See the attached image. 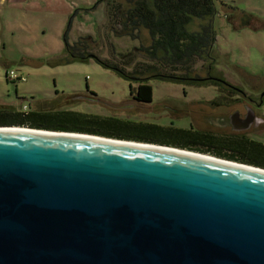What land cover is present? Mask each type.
<instances>
[{
  "label": "water",
  "instance_id": "obj_1",
  "mask_svg": "<svg viewBox=\"0 0 264 264\" xmlns=\"http://www.w3.org/2000/svg\"><path fill=\"white\" fill-rule=\"evenodd\" d=\"M124 140L0 126V264H264L263 167Z\"/></svg>",
  "mask_w": 264,
  "mask_h": 264
},
{
  "label": "rangeland",
  "instance_id": "obj_2",
  "mask_svg": "<svg viewBox=\"0 0 264 264\" xmlns=\"http://www.w3.org/2000/svg\"><path fill=\"white\" fill-rule=\"evenodd\" d=\"M220 1L235 8L238 16L245 13V17L254 15L257 19L250 27L236 29L226 21L224 13L228 11L227 6L223 9L219 5L222 12L216 19L218 34L213 50L214 73L245 91L262 90L264 0ZM33 2L41 3L37 0ZM33 2L22 9L17 8L16 16L12 10L7 9L5 13L7 23L15 17L19 20V26L12 28L14 32L12 35L7 34V50L5 53L2 52V56H6L4 81L8 85V89L3 87V90L9 100L20 99L28 111L39 109L36 110L39 113H32L33 115L29 117L34 118L33 121L39 124L36 127L35 125L29 127L149 142L228 159L211 152L198 151L196 147L190 149L178 146L175 144L177 133L169 127L171 124L189 127L192 123L191 116L182 114L176 117L177 114H174L184 109L185 102L192 98L211 99L223 90L216 86H186L150 77L148 80L153 88V100L142 102L134 98L137 87L135 81L123 78L115 70L100 64L94 58L87 62L71 60L52 64L53 61L70 57L65 50L66 38L72 45L81 39L90 46L91 53L109 64L119 65L125 71L143 70L147 65L155 64L157 60L148 59L149 56L145 57V54H140L138 50L139 46L151 43L148 31L142 29L133 39L132 36L120 32L119 24H115L117 29L114 30L107 13L108 5L103 0H52V3L45 5L47 7L45 9L44 6L35 7ZM203 22L206 20L193 22L191 29L198 30ZM24 56L32 60L23 62ZM208 64L206 60L197 61L196 72L205 75ZM10 69L26 74L27 90L19 89L18 93L16 92L15 83L5 78V72ZM31 81H35L34 86H38V89L35 88V94L29 91L33 87ZM162 101L166 106L173 108L158 107ZM20 106L13 108L18 109ZM68 110L70 111L67 112ZM73 111L78 112L71 114ZM65 116H73L74 121H63ZM54 117H58L62 122L56 119L46 124ZM148 125L160 128L159 130L156 127L147 128ZM140 127H144L141 129L143 131L136 132L135 129ZM141 136L147 139H142ZM254 138L264 142L262 133ZM245 161L252 162L248 158Z\"/></svg>",
  "mask_w": 264,
  "mask_h": 264
},
{
  "label": "trees",
  "instance_id": "obj_3",
  "mask_svg": "<svg viewBox=\"0 0 264 264\" xmlns=\"http://www.w3.org/2000/svg\"><path fill=\"white\" fill-rule=\"evenodd\" d=\"M107 3L108 17L111 27L115 30L116 25H120V32L123 35L132 36L140 32L142 29L148 31L151 37V43L147 46H139L140 54L151 60H157L155 64L147 65L145 69L134 71H125L116 64H109L97 55L89 51L90 46L80 40L77 44L72 45L66 38L65 50L67 57L62 60L53 61L52 64H60V61L68 62L71 60H80L87 62L90 59H96L100 64L106 65L115 70L120 76L139 83L137 88V99L142 102H150L153 97V88L148 83V79L154 78L168 82H179L185 84H194V77L200 76L196 72L195 64L199 60L208 62L207 74H213L215 71V58L213 56L214 44L218 34L216 19L219 17V5L224 9L227 6L228 11L226 21L230 25L239 27H250L253 21L257 19L254 15L245 17L242 13L237 14L233 7L228 6L225 2L219 0H103ZM232 10V11H231ZM230 11V12H229ZM206 20L201 23L198 30H192L191 25L195 21ZM114 23V24H113ZM158 66V67H156ZM143 82V83H142ZM71 114H76L75 112ZM7 115L15 118L22 124L31 122L37 125L34 118H29L32 113L0 111V116ZM56 119L62 122L58 117L48 120L50 124ZM71 120L72 117H63V121ZM36 127V126H34ZM160 127L152 125L147 128ZM144 127L136 128V132H142ZM122 131V129H118ZM118 130H114L117 132ZM175 136V144L184 148H195V136L189 131L183 129H170ZM146 132L147 130L144 129ZM161 132V131H160ZM198 135V134H196ZM110 136V135H108ZM111 137V136H110ZM117 138V137H116ZM124 138V137H120ZM142 139H147L141 136ZM197 139V138H196ZM200 140V139H199ZM172 143V142H170ZM169 143V144H170ZM165 144V143H164ZM197 149V148H196ZM207 152L216 153L209 149ZM217 156L228 157L226 154L216 153Z\"/></svg>",
  "mask_w": 264,
  "mask_h": 264
},
{
  "label": "flooded vegetation",
  "instance_id": "obj_4",
  "mask_svg": "<svg viewBox=\"0 0 264 264\" xmlns=\"http://www.w3.org/2000/svg\"><path fill=\"white\" fill-rule=\"evenodd\" d=\"M194 79L196 80L194 84L172 83L195 87L216 86L223 91L211 99L192 98L185 102L184 109L175 112L177 116H174L180 117L182 114L191 116L192 123L189 127L173 124L169 127L193 133L197 138L194 146L198 151L207 152L204 149H209L226 154L232 157L231 160L264 168V142L254 138L256 135L264 134V88L259 91H245L214 72L213 74L206 72L205 75L196 76ZM144 83L148 84L149 81ZM136 84L134 98L139 101L137 99L139 83ZM164 106L173 108L166 106L163 101L158 105ZM216 153L213 154L217 155ZM247 158L252 162L245 161Z\"/></svg>",
  "mask_w": 264,
  "mask_h": 264
},
{
  "label": "crops",
  "instance_id": "obj_5",
  "mask_svg": "<svg viewBox=\"0 0 264 264\" xmlns=\"http://www.w3.org/2000/svg\"><path fill=\"white\" fill-rule=\"evenodd\" d=\"M37 1H41L40 2H33V0H0V111H9V112H22V113H39L36 110L39 109H34V110H25L24 105L21 104L22 101L20 99H14L13 101L9 100L8 95L6 94V92L3 90V87H6V89H8V85H6L5 83V79H4V66L6 64V56L3 55L2 56V52L5 53V51L7 50V34H13L14 32H12V28L19 26V20H17V18H13L10 19L9 23H7V19H6V11L7 9H10L13 11V13H15V11L18 9H22L23 6H26L27 4H32V2L35 4V7H42L44 6V9L47 8L45 5L46 4H50L52 3V0H37ZM25 3V4H23ZM42 4V5H41ZM37 10H39V8H36ZM16 16V13H15ZM10 28V29H9ZM32 58L30 57H26L24 56L22 61L23 62H27V61H31ZM9 71V70H8ZM8 71L5 72V78L7 79V74ZM20 72V71H19ZM20 74L25 75L23 72H20ZM8 80V79H7ZM9 81V80H8ZM27 83H28V78L26 76V80L25 81H16L15 82V87H16V92L18 93L19 89L23 90H27ZM30 84L33 85V87L31 88L32 93L35 94V88L38 89V86H34L35 81H31ZM19 105H21L18 109H15L13 107H18ZM23 107V108H22ZM43 107V106H41ZM45 108V107H44ZM25 110V111H24ZM70 110H68L67 112H69ZM65 112V111H62ZM75 112V111H73ZM71 112V113H73ZM78 112V111H77ZM77 112H75L77 114ZM61 113V112H60ZM33 124H31V122H26L24 124H22L21 122H18L15 118H11L8 117L7 115H2L0 116V126H32ZM38 125V124H37ZM36 126V125H35Z\"/></svg>",
  "mask_w": 264,
  "mask_h": 264
},
{
  "label": "bare ground",
  "instance_id": "obj_6",
  "mask_svg": "<svg viewBox=\"0 0 264 264\" xmlns=\"http://www.w3.org/2000/svg\"><path fill=\"white\" fill-rule=\"evenodd\" d=\"M21 81V80H20ZM124 141H127V140H124ZM130 143H139L140 145H152V146H158V147H163V148H167V149H177V150H180V151H186V152H189V153H192V154H197V155H202V156H206V157H211V158H215L214 156H211L209 154H203V153H199V152H194V151H190V150H187V149H180V148H176V147H172V146H163V145H159V144H149V143H143V142H135V141H129ZM240 163V162H238Z\"/></svg>",
  "mask_w": 264,
  "mask_h": 264
},
{
  "label": "built area",
  "instance_id": "obj_7",
  "mask_svg": "<svg viewBox=\"0 0 264 264\" xmlns=\"http://www.w3.org/2000/svg\"><path fill=\"white\" fill-rule=\"evenodd\" d=\"M7 79L10 81V82H13L15 83L16 81H25L26 80V76L25 75H22L20 74L19 72H17L16 70L14 69H10L8 71V74H7Z\"/></svg>",
  "mask_w": 264,
  "mask_h": 264
}]
</instances>
